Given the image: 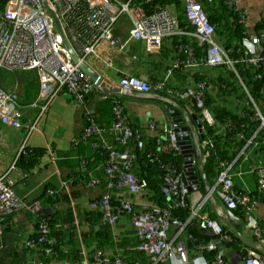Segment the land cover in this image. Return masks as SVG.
I'll use <instances>...</instances> for the list:
<instances>
[{
	"label": "built area",
	"instance_id": "obj_1",
	"mask_svg": "<svg viewBox=\"0 0 264 264\" xmlns=\"http://www.w3.org/2000/svg\"><path fill=\"white\" fill-rule=\"evenodd\" d=\"M48 1L60 16L71 43L82 59L88 62L95 59L107 67L111 66L109 68H112L114 62L121 60V57L125 55L133 60L137 58L130 50V43L140 42L144 44L143 55H148L159 52L163 40L167 36H191L199 45L206 46L204 60L196 58L191 48L182 46L181 50H186L187 58L182 61H175L173 64L170 63L165 79L153 85L145 77L123 73L116 83L130 94L159 98L161 97L158 95L159 90L166 89L169 94H173V91L167 88V81L174 68L180 65L184 69H200L203 65L210 68L225 66L237 76L239 86L249 97L255 110L252 115L253 121L260 122V126L264 127V114L259 104L248 92L237 70V63L244 61V59L232 57L230 52L219 44L216 38V27L208 20L199 0H183L186 17L193 28L191 31L179 27L175 8L171 6L158 7L148 14L142 4H138L136 0ZM153 1L144 0L143 3L150 4ZM124 15L128 17L131 26L128 39L121 42L116 37L115 29ZM263 43L264 31L260 33L250 32L243 38L241 44L243 53L248 57V63L259 68L264 65ZM14 69H36L40 81V92L37 100L31 103L29 107L39 106L41 112H44L52 99L58 95H70L73 101L82 104L84 94L92 87L91 81L72 61L45 0H9L4 12L0 14V73L3 70L11 71ZM262 75H264V68ZM215 82L216 79H202L197 87L188 86L190 84L188 82L185 90L162 99L172 106L179 105L176 99L195 100V105L201 116V126L198 125V133L201 130L200 134H203V122L210 125L216 123L213 112L205 104V92L212 89ZM235 99L237 103H242V100L236 95ZM123 108L124 106L119 102L113 106L116 116L113 129L118 133L117 142L126 145L134 133L127 125L128 119ZM24 112L25 108L19 102L17 90L4 89L0 86V128L4 125L20 128L23 125ZM244 114L246 115L245 112ZM230 123L231 121L228 124ZM154 126V121L149 120V127L154 128ZM96 133L102 135L97 126L91 124L84 128L82 135ZM239 135L243 137L242 133ZM254 138L255 135L240 152L238 156V159L241 156L240 161L247 155L246 150L251 146L258 147L260 144L264 146V140L259 144ZM196 140L200 148L212 146L210 139L201 141L197 133ZM101 142H105V139L102 138ZM177 142L174 126L170 124L166 131V149L179 154L180 146ZM138 145L142 147L143 142L139 141ZM109 149L106 174L111 178L113 177V180L108 184L110 191L103 193L99 201L90 203V207L101 209L104 223L113 226L119 221L120 216L126 213L131 220L137 239V243L132 246V249L151 256L154 264L159 260H170L174 264H227L225 259L226 247L232 243L233 237L220 222L208 214L198 215L197 212H194L200 218L202 226L210 231L214 238L204 239L190 234L188 235V242L191 245L189 248L186 241H179L174 244L168 239L172 227L182 230L186 225V222L174 216L169 208L158 205L135 207L131 201L125 200L121 207L116 210L111 204V189L126 190L130 194L136 195L144 191V183L133 172L137 160L136 155L128 151L118 152L111 147ZM26 152V144L23 143L19 148V153ZM234 162L235 160L232 163H221L224 168L218 177L217 184L220 185L218 193L227 209L234 210L239 206L242 207L250 235L264 245V222L254 212L259 205V199L251 191L241 192L235 189L233 174L231 173ZM14 167L13 165L12 168ZM256 177L259 190L264 191V166L258 168ZM14 182L13 177H10L8 173L0 175V237L4 234L10 215L20 209H25V207L33 212L41 209L38 202L27 206L26 202L16 198L12 190ZM99 184V180L95 178L88 183V187H96ZM162 193L167 198L174 200L175 208L187 206L189 190L182 183L180 175L167 172L164 177ZM39 228V238L25 241L27 249H36L38 244L51 242L48 236V223L46 221L41 222ZM210 251L215 253L212 260H208L206 257V253ZM46 253L51 254V249H47ZM93 257L94 263H109V259L102 258L99 251L94 252ZM30 262L31 264H44L38 257ZM81 264H93L84 251ZM112 264L128 263L119 258ZM244 264H264V257L252 249H247Z\"/></svg>",
	"mask_w": 264,
	"mask_h": 264
},
{
	"label": "trees",
	"instance_id": "obj_2",
	"mask_svg": "<svg viewBox=\"0 0 264 264\" xmlns=\"http://www.w3.org/2000/svg\"><path fill=\"white\" fill-rule=\"evenodd\" d=\"M8 1L9 0H0V14L4 12ZM136 2L142 4L148 14L155 11L158 7L171 6L175 8L179 27L184 30H193L186 17L183 0H154L150 4L143 3L144 0H136ZM199 2L208 20L216 27V38L219 44L228 50L232 57L244 59V61H239L237 63V70L248 92L255 102L259 104L264 114V75H262L264 65L259 68L252 63H248V57L241 49L242 40L247 36L243 12L237 9L233 0H199ZM262 31H264V14L254 27L253 33H260ZM166 42L171 43L169 47L172 49L171 53H174L175 56L170 62L172 64L175 61H182L187 58L186 50H181L182 46L191 48L196 58L205 59L206 46L199 45L191 36H167L163 40L161 50L166 48ZM262 54H264V46ZM14 70L16 71L17 69ZM4 72L9 74L10 70H4ZM30 72L31 75L28 80L25 81L23 95H21V99L25 103L32 102L37 97L40 89L36 70L32 69ZM174 73L177 74L179 80L191 78L198 79L199 76L200 80L216 79V82L213 84L214 87L205 92V104L213 112L216 123L210 125L207 122H203L204 134L201 139V141L206 139L212 141V146L202 147L203 167L209 185L216 186L218 177L224 168L221 163H232L235 160L233 166L238 164L241 158L240 156L238 159L240 152L254 135V140H257L259 144L264 140V127L260 126V122L253 121L252 115L255 113V110L253 109L251 101L243 92V88L239 86L236 78L237 76L227 67L220 66L210 68L203 65L200 70L192 68L184 69V67L180 65L174 68ZM186 83L187 82L183 83V88ZM169 85L170 83L167 82V88L171 89L173 94H175L176 91ZM188 86L197 87V85H191V83ZM183 90H185V88ZM164 92L168 94L166 89L161 91V93ZM95 95H97V89L92 85L91 89L84 94L83 104L88 105V102ZM231 95H236L237 98L242 100L240 104L242 108L239 111L233 108L235 98L233 101ZM126 99H128V96L122 94L102 95L95 110L85 111L84 127L91 124L96 125L102 132V135L98 133L86 136L81 135L75 139L71 151L67 152L65 155L67 167L70 169L73 177H81V179L87 182L96 178L100 182L99 185H102L104 188V193H106L110 191L108 184L113 180V177L111 178L106 174L107 161L109 160V147H111V149L114 148L118 152L128 151L137 157L133 172L143 181L145 188L149 191L145 193L148 194L149 199L156 205L169 208L174 216L184 221L188 220L191 216L190 210L188 208H175L173 206L175 202L168 201L166 196L162 193V186L165 174L168 172V166L173 165L178 171L183 169L182 155L175 154L168 150H162L157 140L145 138L140 130L141 126L138 118L130 115L125 106L123 110L127 115V125L132 129L134 135L126 145H121L117 142L116 136L118 133L113 129V124L116 119L113 106L118 102L124 105ZM192 103L195 106V111L199 112L195 105V100H193ZM230 121L231 123L228 124ZM239 133H242L243 137H240ZM137 135L141 136V141L144 144L142 147L138 145L139 141ZM102 138L105 139V142H101ZM162 143H164V141H162ZM26 148L27 152L19 154L15 164L22 165L27 169L29 166H32L39 151L38 149L28 146ZM257 150L264 153L263 144L258 145ZM234 187L241 192L246 191L241 189L242 187H240V185H234ZM118 191L119 190L111 189V203L116 210L121 207L124 200H127L116 195ZM252 194L256 195L259 201L264 200V191H260L259 188ZM63 196L64 195L59 192L44 193L37 202L45 209L33 212L29 210L28 207H25L24 210L26 212L31 211L30 215L33 217L36 229L29 239L35 240L39 238L40 223L43 221L48 223V236L51 242L38 244L36 249H30L44 264L49 260L58 258H62L68 262L70 261L71 264H81L83 248L88 250V252L86 251L87 257L91 261H93L92 253L99 251L102 254V258L109 259L108 264H112L119 258L125 260L128 264H153L151 256L129 248V245L131 247V245L136 243V238L134 236L130 239L123 237L119 238L110 227H106L102 224V211L100 209L90 207L85 210V214L90 215L88 219L90 224L89 229H78L76 224H74L78 213L70 207L66 198ZM99 199L100 198L95 200L99 201ZM26 205L30 206V203L26 202ZM234 212L245 219L244 210L241 206L237 207ZM12 216L13 215H10L8 220ZM192 223L193 219H190L181 238L189 234L199 238H210V235L205 233L206 230L200 227V223H198L200 228L198 227L196 229ZM223 225L226 230H229L227 224ZM176 231L177 229H175V232ZM232 236V243H229L226 247L227 253L225 259L227 264H233L230 258L233 251L239 248V246L243 247V244L233 233ZM2 240L3 237H0V244H2ZM23 246L25 245L23 244ZM47 249H51L52 253L47 254ZM239 253L241 256L239 264H244L247 253L245 250H240ZM214 255L215 253L212 251L206 253L208 260H212ZM13 264L29 263L19 259ZM155 264H170V262L159 260Z\"/></svg>",
	"mask_w": 264,
	"mask_h": 264
},
{
	"label": "crops",
	"instance_id": "obj_3",
	"mask_svg": "<svg viewBox=\"0 0 264 264\" xmlns=\"http://www.w3.org/2000/svg\"><path fill=\"white\" fill-rule=\"evenodd\" d=\"M233 2L237 9L243 12L247 31L253 32L254 27L264 14V0H233ZM129 29L130 27L122 31L121 25H119L118 22L115 29L116 37L127 40ZM165 45L166 48L155 54L143 55L145 51L144 44L140 42L130 43V50L137 58L133 60L127 55L121 57V60L114 62L112 68H109L111 66L108 67L114 72L112 75L105 70L107 66L104 63L98 62L95 59H91L89 62L98 73L103 75L107 80H112V83H116L122 73L140 75L148 78L149 82L154 83V81L157 82L166 77L167 67L175 57L174 53H171L172 49L169 47L171 43L166 42ZM202 67L203 66H201L200 70ZM168 78L171 85L169 86L176 92L186 88L188 82H190L191 85H198L200 82V76L198 79L191 78L179 80L177 74L174 72L171 73ZM184 82L187 83L183 88ZM160 94L168 96L165 92H160ZM123 95L128 96V99L124 101V105L130 115L138 118L141 126L140 130L145 138L157 140L158 144L161 145V149L166 150L165 130L172 124L170 114L164 107L167 104L158 97L143 98L136 94ZM231 96L234 101L235 95ZM37 97L34 100H36ZM100 97L101 94L97 91V95L88 102V105H84L73 101L70 95H58L52 99L44 112H41L39 106L29 107L34 100L25 103L21 99L20 103L25 108L22 118L23 125L20 128L5 125L0 128V175L9 173L10 176L13 177L15 182L12 185V190L15 197L32 204L39 201L44 193L59 192L64 195L63 197L66 198L70 207L78 213L74 224H76L78 229L83 230L89 229L90 225L88 221L90 215H86L85 210L90 208V203L93 200L101 197L104 193V188L102 185L88 187L89 181H84L81 177H73L70 169L65 163V155L67 152L71 151L73 141L82 135L85 125V111L95 110ZM161 98H163V96H161ZM176 100L179 105L174 107L179 109V111L182 109L181 114L182 117H184V121L181 122L180 125H188L191 120L190 118H197L199 121L198 113L200 112L197 113L195 111L192 100ZM233 108L238 111L242 108V106L236 102V99ZM149 120L155 122L156 125L154 128L149 127ZM194 128L198 132L197 123L194 124ZM198 137L201 139L200 133H198ZM162 141H164V143H162ZM23 143L39 151L32 166L27 168L28 170L22 165L15 164L18 156L17 153ZM246 154L247 155L238 164L232 166L231 173L233 174L234 185H240V187H242L241 189L254 192L258 189L256 171L259 167L264 166V153L257 150V146H251L246 150ZM195 155H197V152H195ZM13 165H15L14 169L12 168ZM195 166L198 170L200 188L189 194L188 209L190 212L197 210L199 215L207 213L219 220L222 224H227L223 218L217 215L213 207V201H215L222 211L226 209L218 193V189L213 185H209V189L211 188L210 190L207 189L199 173L197 161L195 162ZM147 192L149 191L145 190L140 194L132 195L126 190H119L116 195L130 200L138 207L144 204H153L148 194H145ZM43 209L45 208L41 206L40 210L42 211ZM24 210V208L20 209L7 221L2 240L3 245L0 244V264H13L19 259L29 263L33 261L34 258L38 257L35 256L31 250L27 249L26 246H23V244L25 245V241L29 239L36 230L33 217L30 215L31 211L26 212ZM254 212L255 215L260 220L263 219L264 222V200L259 201V205ZM235 214L241 217L239 214ZM200 222L198 217L193 219L192 225L195 229L199 227L198 223ZM245 223L246 222L243 221L240 229L247 231L248 235L251 237L250 231ZM102 224L106 227H110L119 238L123 237L130 239L134 236L133 226L127 214H123L118 223L114 226ZM200 227H202L201 223ZM177 236L178 234L175 232V228H171L169 232L170 239L174 240ZM83 249L85 252H88L85 248ZM240 250L246 251L244 246H239V248L234 250L230 255L233 264L240 263ZM46 264L71 263L70 261L68 262L62 258H58L49 260Z\"/></svg>",
	"mask_w": 264,
	"mask_h": 264
},
{
	"label": "water",
	"instance_id": "obj_4",
	"mask_svg": "<svg viewBox=\"0 0 264 264\" xmlns=\"http://www.w3.org/2000/svg\"><path fill=\"white\" fill-rule=\"evenodd\" d=\"M45 4L49 9L51 15L54 18V22L59 30V34L62 38L63 44L70 54L72 61L77 65L78 69L91 81L92 84L103 94H128L122 87L116 84L105 83L104 78L99 74L93 66L82 59L80 54L74 48L71 43L64 27L63 23L58 15L57 11L51 6L48 0H45ZM168 113L170 114L171 121L174 125V129L177 135V143L180 146V154L183 156L184 165L180 172L182 183L188 188L190 192L200 188L199 175L195 166V162L198 163L199 173L203 180L204 185L209 189L208 179L206 172L203 167V155L201 148L197 145L196 131L194 129V122L196 121L199 126H201V121L196 118L194 121L191 120L188 125H180L184 121L182 117V109L167 106ZM195 116V115H194ZM201 132V130H200ZM203 136V135H202ZM139 140L141 136L137 137ZM197 152V155H195ZM174 168V166H170ZM178 172L177 169H175ZM213 207L220 218H223L227 225L230 227L233 235H235L243 246L252 249L253 251L260 253L264 257V246L254 241L245 230H241L240 226L243 223V219L237 216L233 210L224 209L222 211L215 201H213Z\"/></svg>",
	"mask_w": 264,
	"mask_h": 264
},
{
	"label": "clouds",
	"instance_id": "obj_5",
	"mask_svg": "<svg viewBox=\"0 0 264 264\" xmlns=\"http://www.w3.org/2000/svg\"><path fill=\"white\" fill-rule=\"evenodd\" d=\"M176 13V12H175ZM214 25V24H213ZM250 32H248L247 31V34H249ZM153 54H155V53H153ZM148 55H150V54H148ZM87 63H89L90 64V62H88V61H86ZM91 66H92V64H90ZM36 70V69H35ZM37 72V71H36ZM174 72V71H173ZM172 72V73H173ZM1 74V73H0ZM100 74V73H99ZM123 74V73H122ZM37 75H38V73H37ZM133 75H136V74H133ZM138 76H140V75H138ZM102 77L104 78V84L105 83H110V84H116V85H118L117 83H112L113 81L112 80H107L103 75H102ZM143 77V76H142ZM39 78V77H38ZM146 78V77H145ZM148 79V78H147ZM163 79H165V78H163ZM162 79V80H163ZM161 81V80H160ZM157 82H159V81H157ZM157 82H152L153 83V85L154 84H156ZM167 82H169V80L167 81ZM151 83V82H150ZM151 83V84H152ZM92 85H94V84H92ZM95 86V85H94ZM119 86V85H118ZM2 87V86H1ZM39 87H40V81H39ZM3 88V87H2ZM96 88V87H95ZM5 89V88H4ZM97 89V88H96ZM125 90V89H124ZM163 90H165V89H163ZM163 90H159L158 91V95L159 96H163V98L164 97H166V96H164L163 94H160V92L161 91H163ZM97 91H99L98 89H97ZM126 91V90H125ZM39 92H40V89H39ZM100 92V91H99ZM128 93V92H127ZM168 93V92H167ZM100 94H101V96L102 95H105V94H103V93H101L100 92ZM128 94H130V93H128ZM134 94V93H133ZM38 95H39V93H38ZM109 95H111V94H109ZM136 95H138V94H136ZM168 96L169 95H171V94H167ZM140 96V95H139ZM141 97H143V98H153V97H144V96H141ZM38 98V97H37ZM154 98H155V96H154ZM161 100H163L161 97H159ZM37 100V99H36ZM36 100H34V101H36ZM167 105L166 106H164L165 107V109H166V107L167 106H170V107H173V108H175L174 106H172V105H170V104H168L165 100H163ZM193 101V100H192ZM20 102V101H19ZM21 104V103H20ZM83 104V103H82ZM22 105V104H21ZM122 105H123V103H122ZM194 105V104H193ZM123 106H125V105H123ZM48 107V106H47ZM195 107V106H194ZM47 109V108H46ZM177 109V108H176ZM167 110V109H166ZM87 111V110H86ZM88 111H90V110H88ZM199 111V110H198ZM168 112V111H167ZM198 113V112H197ZM198 116H199V113H198ZM201 117V116H200ZM200 117H199V121H200ZM23 118V117H22ZM184 118V117H183ZM191 120H195V118H191ZM155 123V122H154ZM195 123H197L196 121L194 122V124ZM23 124V123H22ZM156 125V124H155ZM172 125H173V123H172ZM197 125H198V123H197ZM174 126V125H173ZM155 127V126H154ZM85 128V127H84ZM169 127H167V129H168ZM167 129L165 130V133H166V131H167ZM195 129V128H194ZM84 130V129H83ZM175 130V129H174ZM196 131V130H195ZM198 131H199V129H198ZM83 133V132H82ZM175 133H176V131H175ZM196 133L198 134V132L196 131ZM200 133V132H199ZM204 134V133H203ZM203 134H200L201 135V139H202V135ZM137 137H138V135H137ZM138 139V138H137ZM200 139V140H201ZM138 141H141V139L139 140L138 139ZM74 142V141H73ZM144 145V144H143ZM27 147V146H26ZM165 151H167V149L165 150ZM202 151V150H201ZM19 154H21V153H17V155H19ZM180 154V153H179ZM181 155V154H180ZM203 155V154H202ZM183 157V156H182ZM183 165H184V163H183ZM15 166V165H14ZM170 166H173V165H170ZM170 166H168V168H167V171L169 172H172V173H174V174H177V175H180V172L181 171H178V172H176L175 171V169H177V168H175V169H173V168H170ZM14 169V168H13ZM12 171V170H11ZM197 172H198V170H197ZM8 175L10 176V174L8 173ZM11 177V176H10ZM181 177V176H180ZM91 181V180H90ZM89 181V182H90ZM88 182V183H89ZM209 184V183H208ZM211 189V188H210ZM209 189V190H210ZM216 189H219V184H216ZM145 190H147L146 188H145V185H144V191ZM144 191H142V192H144ZM141 192V193H142ZM191 192L189 191V194H190ZM140 194V193H139ZM189 196V195H188ZM100 198V197H99ZM167 198V197H166ZM167 200L168 201H170V202H172V201H174V200H172V199H170V198H167ZM93 201H96V200H93ZM125 201V200H124ZM130 201V200H129ZM37 202V201H36ZM112 204V203H111ZM132 204H133V202H132ZM31 205V204H30ZM122 205V204H121ZM134 205V204H133ZM144 205H146V204H144ZM151 205H156V204H150L149 206H151ZM135 206V205H134ZM159 206V205H158ZM174 206V205H173ZM114 207V206H113ZM135 207H137V206H135ZM139 207V206H138ZM161 207H163V206H161ZM165 207V206H164ZM115 208V207H114ZM183 208H188V198H187V206L186 207H183ZM30 210V209H29ZM101 210V209H100ZM235 210V209H234ZM233 210V211H234ZM194 212H197V210H194L193 212H191V216H190V218L188 219V220H186L185 222H186V225H185V227L187 226V224H188V221L190 220V219H194L195 217H198V215H199V213H198V215L197 214H194ZM235 213V212H234ZM13 214H15V213H13ZM12 214V215H13ZM123 214H126V213H123ZM122 214V215H123ZM204 214H207V213H204ZM121 215V216H122ZM174 215V214H173ZM209 215V214H208ZM121 216H120V218H121ZM210 216V215H209ZM103 217V216H102ZM210 217H212V216H210ZM199 218V217H198ZM212 218H214V217H212ZM241 218V217H240ZM200 219V218H199ZM214 219H216V218H214ZM243 219V221H245V219L244 218H242ZM8 220V219H7ZM120 220V219H119ZM182 220V219H181ZM217 220V219H216ZM184 221V220H183ZM201 221V220H200ZM218 222H219V220H217ZM246 222V221H245ZM102 223H104L103 222V219H102ZM118 223V222H117ZM116 223V224H117ZM201 223V222H200ZM221 223V222H220ZM104 224H106V223H104ZM222 224V223H221ZM246 224V223H245ZM106 225H108V224H106ZM223 225V224H222ZM108 226H110V225H108ZM114 226V225H113ZM133 226V225H132ZM201 226H202V223H201ZM185 227L182 229V230H180V229H178V228H176V227H172V228H175V229H177V231H176V233L178 234V236L174 239V240H171L170 239V237L168 236V239L170 240V241H173V243L174 244H176V243H178L179 241H186L187 242V246H189V248L191 247V245H190V243L188 242V236H185L184 238H181V235H182V233H183V231L185 230ZM203 227V226H202ZM223 227H224V225H223ZM229 227V226H228ZM204 228V227H203ZM225 228V227H224ZM6 229V228H5ZM205 229V228H204ZM171 230V229H170ZM206 231H205V233H207L208 232V235H210V238L209 239H212V238H214V235L210 232V231H208L207 229H205ZM230 230V231H229ZM229 230H227V231H229L230 233H231V235H232V231H231V229H230V227H229ZM4 233H5V231H4ZM133 234H134V228H133ZM4 235V234H3ZM190 235V234H189ZM192 235V234H191ZM194 236V235H193ZM3 237V236H2ZM134 237H135V235H134ZM233 237V236H232ZM136 238V237H135ZM251 238L254 240V241H256L255 240V238H253L252 236H251ZM205 239V238H204ZM257 243H259L258 241H256ZM136 243H137V239H136ZM136 243L134 244V245H136ZM259 244H261V243H259ZM134 245H131V249H132V246H134ZM261 245H263V244H261ZM264 246V245H263ZM245 247V246H244ZM245 249H246V253H247V249H250V248H247V247H245ZM134 250V249H133ZM83 251H84V249H83ZM135 251H138V250H135ZM190 251H191V249H190ZM85 252V251H84ZM96 252V251H95ZM141 252V251H140ZM86 253V252H85ZM144 253V252H143ZM226 253H227V251H226ZM92 254H94V252L92 253ZM146 254V253H145ZM147 255V254H146ZM86 256H87V253H86ZM149 256V255H148ZM207 257V256H206ZM88 258V257H87ZM89 259V258H88ZM90 260V259H89ZM91 261V260H90ZM167 261H169L170 262V264H174V263H172L170 260H167ZM167 261H165V262H167ZM245 261V260H244ZM92 263H94L95 262V260H94V257H93V261H91ZM29 264H31V262H29ZM96 264H104V263H96ZM153 264H154V262H153ZM188 264H193V263H188Z\"/></svg>",
	"mask_w": 264,
	"mask_h": 264
},
{
	"label": "rangeland",
	"instance_id": "obj_6",
	"mask_svg": "<svg viewBox=\"0 0 264 264\" xmlns=\"http://www.w3.org/2000/svg\"><path fill=\"white\" fill-rule=\"evenodd\" d=\"M119 25H121L122 31L127 30L131 26V22L129 21L128 17L124 15L121 17L119 21ZM125 36V35H124ZM123 36V37H124ZM119 41H124L123 39H119ZM32 70V69H31ZM111 75L114 73L111 69L106 67V69ZM14 71V72H13ZM10 73L1 72L0 75V86L2 85L6 89L10 90H17L18 92V99L21 101V95H23L24 91V83L28 80L29 76L31 75L30 70H13Z\"/></svg>",
	"mask_w": 264,
	"mask_h": 264
}]
</instances>
